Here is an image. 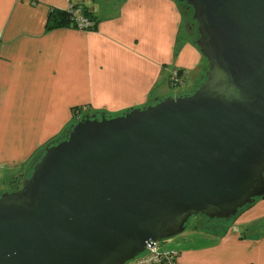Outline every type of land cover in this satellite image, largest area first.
Here are the masks:
<instances>
[{
	"label": "water",
	"instance_id": "water-1",
	"mask_svg": "<svg viewBox=\"0 0 264 264\" xmlns=\"http://www.w3.org/2000/svg\"><path fill=\"white\" fill-rule=\"evenodd\" d=\"M204 79L84 114L0 192V264H125L190 219L232 221L264 196V0H177ZM156 99V98H155Z\"/></svg>",
	"mask_w": 264,
	"mask_h": 264
},
{
	"label": "crops",
	"instance_id": "crops-1",
	"mask_svg": "<svg viewBox=\"0 0 264 264\" xmlns=\"http://www.w3.org/2000/svg\"><path fill=\"white\" fill-rule=\"evenodd\" d=\"M69 8L93 17L94 29H47L49 11ZM181 26L177 0H0V192L78 114L190 92L204 60L188 39L175 51ZM172 67L186 74L177 94L168 89ZM198 220L166 241L182 264H264V197L221 235Z\"/></svg>",
	"mask_w": 264,
	"mask_h": 264
},
{
	"label": "built area",
	"instance_id": "built-area-1",
	"mask_svg": "<svg viewBox=\"0 0 264 264\" xmlns=\"http://www.w3.org/2000/svg\"><path fill=\"white\" fill-rule=\"evenodd\" d=\"M67 10L70 13V20L75 21L77 28L87 30L93 26L92 21L81 16L79 9L69 8ZM168 81L170 87H182L186 83L185 71L172 67L169 69ZM77 116L79 119V114ZM153 243L152 247L146 245L141 253L125 264H182L179 261L178 250L167 246L166 240H159Z\"/></svg>",
	"mask_w": 264,
	"mask_h": 264
},
{
	"label": "trees",
	"instance_id": "trees-1",
	"mask_svg": "<svg viewBox=\"0 0 264 264\" xmlns=\"http://www.w3.org/2000/svg\"><path fill=\"white\" fill-rule=\"evenodd\" d=\"M179 5L181 4V2H179ZM186 5V4H185ZM187 6V5H186ZM188 7V6H187ZM190 8V7H188ZM48 22H47V29L50 28H55V27H61V26H69V27H76L77 25L75 23V21L70 20V13L68 12L67 9H52L51 11H49V15H48ZM81 16L88 18L90 21L93 22V26H91L89 29L87 30H93L94 27L96 26V20H94L93 17H91L87 12L83 11ZM190 40L191 38L183 35V33L181 34V32L179 33V36H177V41H176V45H175V51L177 52V45H181L184 41L186 40ZM195 41V40H194ZM194 41H192L194 43ZM204 59V57H203ZM183 71V70H182ZM79 107H76L74 109V111H78ZM96 113H105V112H96ZM106 114V113H105ZM108 115V114H107ZM77 121V118L73 119V121L67 126V128L56 138L61 137L63 134L66 133L67 129L75 122ZM54 138V139H56ZM53 140V139H52ZM50 142V141H48ZM47 142V143H48ZM45 147V146H44ZM43 147V148H44ZM43 148L36 154V156L34 157V159L41 153V151L43 150ZM34 161V160H33ZM29 172V171H28ZM13 190V189H12ZM264 197V196H262ZM261 198V197H260ZM201 217L203 219V223H202V227L208 229L210 232L217 234V235H221L223 234L227 228H228V221H224V220H209L207 217L205 216H198Z\"/></svg>",
	"mask_w": 264,
	"mask_h": 264
},
{
	"label": "rangeland",
	"instance_id": "rangeland-1",
	"mask_svg": "<svg viewBox=\"0 0 264 264\" xmlns=\"http://www.w3.org/2000/svg\"><path fill=\"white\" fill-rule=\"evenodd\" d=\"M180 7L182 9V26H181V31L183 33V35L191 38V41H194L196 38H197V32H196V22L194 21V19L192 18V11L190 8H188L184 2H181L180 4ZM203 64H204V68H203V73L201 74V76L198 78V82L194 85L195 87L198 86V84L204 79V71L206 70L207 68V63L205 61V59H203ZM187 82L182 86V87H169V93L171 94H177L178 92H181L184 90V88L187 86L186 85ZM188 85H189V90L192 88L191 86L193 85H190L189 84V81H188ZM193 87L191 89V91L195 88ZM190 91V92H191ZM33 161V160H32ZM32 161L29 163V165H27V168H26V171L24 172V175H20L19 177H16V179L12 180L10 183H8L7 185V190H12V189H17L20 187L21 185V180L22 178L28 173V171L30 170V166L32 164ZM199 219V220H198ZM199 221V223H203V219L201 217H195V218H191L190 221L188 222L187 226L189 224H193L195 221ZM228 223L230 224L231 221L229 220ZM177 235L176 236H173L171 238H168L166 239V241L170 243V241H172V239H176ZM167 246H169L167 244Z\"/></svg>",
	"mask_w": 264,
	"mask_h": 264
},
{
	"label": "flooded vegetation",
	"instance_id": "flooded-vegetation-1",
	"mask_svg": "<svg viewBox=\"0 0 264 264\" xmlns=\"http://www.w3.org/2000/svg\"><path fill=\"white\" fill-rule=\"evenodd\" d=\"M16 189V188H15ZM14 190V189H13Z\"/></svg>",
	"mask_w": 264,
	"mask_h": 264
}]
</instances>
